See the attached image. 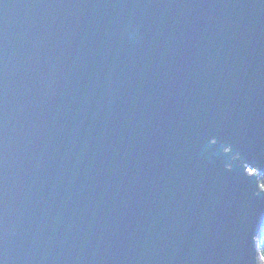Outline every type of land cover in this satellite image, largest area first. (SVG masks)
I'll return each instance as SVG.
<instances>
[{
    "label": "water",
    "instance_id": "water-1",
    "mask_svg": "<svg viewBox=\"0 0 264 264\" xmlns=\"http://www.w3.org/2000/svg\"><path fill=\"white\" fill-rule=\"evenodd\" d=\"M262 177L264 0H0V264H264Z\"/></svg>",
    "mask_w": 264,
    "mask_h": 264
},
{
    "label": "trees",
    "instance_id": "trees-1",
    "mask_svg": "<svg viewBox=\"0 0 264 264\" xmlns=\"http://www.w3.org/2000/svg\"><path fill=\"white\" fill-rule=\"evenodd\" d=\"M261 181L264 184V177H262ZM260 253L264 259V233L262 235L261 242H260Z\"/></svg>",
    "mask_w": 264,
    "mask_h": 264
},
{
    "label": "built area",
    "instance_id": "built-area-1",
    "mask_svg": "<svg viewBox=\"0 0 264 264\" xmlns=\"http://www.w3.org/2000/svg\"><path fill=\"white\" fill-rule=\"evenodd\" d=\"M251 171H254L253 169H250ZM263 184V183H262ZM264 185V184H263Z\"/></svg>",
    "mask_w": 264,
    "mask_h": 264
}]
</instances>
